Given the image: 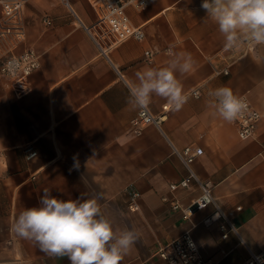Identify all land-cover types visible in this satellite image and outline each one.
<instances>
[{
  "label": "crops",
  "instance_id": "0c3cea01",
  "mask_svg": "<svg viewBox=\"0 0 264 264\" xmlns=\"http://www.w3.org/2000/svg\"><path fill=\"white\" fill-rule=\"evenodd\" d=\"M69 3L80 24L59 0L26 1L25 40L15 52L34 50L39 66L10 82L0 78V264H70L12 231L20 211L39 206L44 189L63 200L102 193L106 215L139 229L140 239L121 264H166L152 256L155 245L184 232L217 264H242L264 252V45L226 51L218 26L205 21L202 0H160L127 8L144 38L104 54L82 27L96 20L87 0ZM170 46L196 61L190 73L178 76L190 98L179 111L167 107L160 129L147 125L137 133L130 120L139 109L127 103L124 81L146 67L165 66ZM145 51L153 53L149 61ZM222 86L260 113L252 138L240 140L235 125L211 107L208 92ZM164 106L154 97L147 110L159 116ZM186 146L202 149L191 169L220 208L233 213L236 234L222 239L218 221L202 224L213 213L210 206L186 220L170 207L171 200L185 207L199 194L195 183L169 190L187 174L173 151ZM25 148L36 156L26 159Z\"/></svg>",
  "mask_w": 264,
  "mask_h": 264
},
{
  "label": "clouds",
  "instance_id": "9594fccd",
  "mask_svg": "<svg viewBox=\"0 0 264 264\" xmlns=\"http://www.w3.org/2000/svg\"><path fill=\"white\" fill-rule=\"evenodd\" d=\"M206 20L218 26L224 37V49L236 51L244 47L264 45V0H202ZM163 67H146L125 80L127 103L132 109L147 110L153 98L167 102L179 111L188 102L181 80L192 71L196 61L190 53L175 52L170 46ZM211 107L228 123L250 115L246 98L222 86L208 92ZM102 193L76 200H63L43 190L39 206L26 207L12 224L19 238L38 245L49 257L67 258L70 264H121L140 239L135 226L121 227L115 218L103 211Z\"/></svg>",
  "mask_w": 264,
  "mask_h": 264
},
{
  "label": "built area",
  "instance_id": "2783aa9c",
  "mask_svg": "<svg viewBox=\"0 0 264 264\" xmlns=\"http://www.w3.org/2000/svg\"><path fill=\"white\" fill-rule=\"evenodd\" d=\"M27 0H8L1 4L0 13V78L7 81H13L19 77L29 76L39 66L38 55L32 49H24L16 53V49L25 40V28L22 21V10ZM75 17L69 0H59ZM160 0H87L95 14V22L89 26H82L91 39L93 44L102 53L115 48L125 40L133 39L141 41L144 38V32L141 27L133 26L126 13L127 8L141 10L148 5ZM49 25V21L45 20ZM252 47H244L248 51ZM144 59L149 61L153 53L144 52ZM227 74V70L222 71ZM197 96L198 92H193ZM247 100V99H246ZM248 101V100H247ZM249 103V101H248ZM250 115L240 118L233 122L237 128V135L240 140L252 138L256 126L260 120V113L249 103ZM167 106L162 108V114L153 116L148 110H138L136 116L130 120V126L135 132H139L147 125H153L160 129L161 123L165 120ZM185 167L186 176L169 184V190H186L192 183H195L199 189L198 196L187 206L181 207L177 201H169L173 210L181 212L182 219H188L192 212L212 207L213 213L206 217L202 224L209 226L214 222H219L221 238L225 239L229 233L236 234L237 230L233 225L231 218L232 212L223 211L212 195L211 188L207 183L200 182L191 169L192 163L202 154L200 147L186 146L181 151L173 150ZM26 159H32L36 152L32 148H25ZM126 193L131 199L137 197V193L127 189ZM166 201V198H163ZM236 207L235 211H239ZM152 256L157 257L166 264H217L212 258H205L201 255L195 241L188 232H184L179 237L165 242L157 243ZM242 264H264V252L251 253Z\"/></svg>",
  "mask_w": 264,
  "mask_h": 264
}]
</instances>
